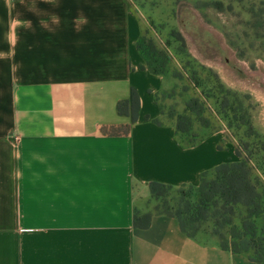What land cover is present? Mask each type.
Here are the masks:
<instances>
[{
	"label": "crops",
	"instance_id": "0c3cea01",
	"mask_svg": "<svg viewBox=\"0 0 264 264\" xmlns=\"http://www.w3.org/2000/svg\"><path fill=\"white\" fill-rule=\"evenodd\" d=\"M135 0H0V264H264L138 202L226 162L216 135L181 142L155 95ZM134 87L137 120L117 102ZM158 122V123H157Z\"/></svg>",
	"mask_w": 264,
	"mask_h": 264
},
{
	"label": "rangeland",
	"instance_id": "374dc122",
	"mask_svg": "<svg viewBox=\"0 0 264 264\" xmlns=\"http://www.w3.org/2000/svg\"><path fill=\"white\" fill-rule=\"evenodd\" d=\"M135 1L143 24L141 67L164 72L173 84L158 93L162 112L177 114L184 102L197 99L179 121L181 142L216 135L227 161L243 159L253 167L258 216L247 217L248 208L237 206L222 231L228 243L247 245L264 260V0ZM196 199L195 186L181 185L138 206L153 214ZM202 224L211 230L212 223Z\"/></svg>",
	"mask_w": 264,
	"mask_h": 264
},
{
	"label": "trees",
	"instance_id": "16d2710c",
	"mask_svg": "<svg viewBox=\"0 0 264 264\" xmlns=\"http://www.w3.org/2000/svg\"><path fill=\"white\" fill-rule=\"evenodd\" d=\"M142 36L137 42V47L141 57L146 59L142 50ZM154 74L166 75L164 72L149 71ZM155 100L158 95H155ZM194 103L197 99L191 98L184 102L181 112L177 114L169 113V116H177L175 119V129L178 133L180 129L179 121L184 116L189 115L190 110L194 109ZM116 110L119 115L128 116L130 123L102 126L101 132L108 135H119L128 133L129 127L137 120L139 111V96L134 87L130 88L129 96L126 99H121L117 102ZM158 123V122H157ZM193 144V143H191ZM219 150L221 148L217 147ZM237 158L240 154L235 152ZM210 175V176H209ZM253 167L249 166L243 159L239 161H226L218 164L210 171L201 173L199 184L196 186L197 199L195 201L185 200L183 206L178 208H167L163 206L161 209L155 208L157 214H164L177 219L181 229L189 235H194L197 232H208L202 227L203 221L212 223L210 234L217 237L220 246L223 249L232 252H243L249 254L251 259L255 261H264L260 256L250 254V247H240L236 243H228L226 236L222 231L223 228L230 223L234 215V209L237 206L247 207L250 211L247 217L258 214L253 212L258 210L259 206L255 198L257 197V188L252 180ZM150 198H158L165 194V191L172 190L173 187L159 182H149ZM190 187H193L190 185ZM165 208V209H164ZM151 214L145 213L140 216L135 214L134 225L144 227L148 224ZM264 225V223H263ZM202 227V228H201ZM249 246V245H248ZM252 249V248H251ZM254 251V250H253ZM255 252V251H254Z\"/></svg>",
	"mask_w": 264,
	"mask_h": 264
}]
</instances>
